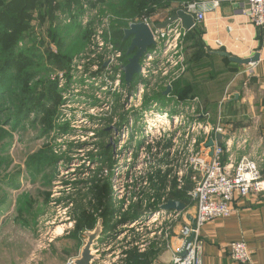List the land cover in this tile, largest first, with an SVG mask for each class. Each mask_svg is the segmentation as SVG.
<instances>
[{
  "label": "rangeland",
  "instance_id": "obj_1",
  "mask_svg": "<svg viewBox=\"0 0 264 264\" xmlns=\"http://www.w3.org/2000/svg\"><path fill=\"white\" fill-rule=\"evenodd\" d=\"M57 1L61 3L67 0ZM71 1L74 3L75 0ZM139 1L116 0L112 3H93L92 12L94 11L95 15L88 27L79 25L83 30L81 34L65 32V29H62L63 33L60 37L69 36V41L63 48V52L70 55L71 60L63 69H59L55 65L49 66V72L45 77L38 76L30 84V86H34L39 81H43L55 85L56 94L59 97L58 102L49 107L53 112L50 117L43 118L41 115L37 119L36 113L33 112L28 114L27 119L23 120L18 127H14L12 124L2 126L3 120H1L0 264H68V261L73 259L69 258L71 252L77 247L73 236L76 233L75 222L79 219V213H76L79 200L81 199V204L84 207L90 209V203H95L93 190L96 186L108 184L111 189L110 170L115 165L113 161L115 156L113 142L115 141H112L115 137L112 132L116 127L115 123L123 118L121 116L123 114V99L121 95H102L94 88H84L81 78L74 80L70 77L71 68L80 55L84 56L86 61L89 60L83 65L84 74L92 73L91 69L94 66L108 64L109 59L118 53L121 55L120 59L114 62L111 67L117 69L121 65H127L131 57L126 56L130 40L128 44L125 43L124 48H121L116 44L115 38L119 31L125 30L130 23H137L144 18L142 12L147 9L138 8ZM156 1L165 2L166 0ZM144 2L148 5V0H144L142 3ZM122 6L128 7L123 11V14L118 11ZM179 8L180 1L178 0H171L168 9L159 6V9L150 15L152 30L156 29L155 21L163 18L162 13H166L167 10L177 11ZM44 11L46 13L47 9ZM75 11L79 12L77 4ZM134 12L136 18L132 15L127 16ZM67 13L69 11L65 7L55 11V20H60V17ZM101 21L102 24H100ZM51 22L48 15L45 23L42 24L39 12L33 11L28 31L30 37H35L34 39L37 41L34 43L27 40L29 42L27 46L35 47L36 43L38 46L42 39L46 41V44L40 52L47 53L49 52L47 49L50 47V54L57 56L59 49L51 38ZM73 24L62 25L66 27ZM74 28L75 30L79 29L77 26ZM99 28L104 31L101 40L106 47L100 52L92 49L96 42L94 36ZM25 43L27 42H22V44ZM180 44L181 67L171 68L165 64V68L157 70V75L147 89L146 96L149 98L159 94L166 96L164 93L170 86L172 89L171 99L159 101V104L172 108L176 103V94L178 93L176 89L180 91L182 86L189 83L196 86L197 91L195 89L188 98L195 99L198 106L194 103L188 107L197 109L201 105L205 110L206 107L203 105L205 86L214 88L215 92L220 91L225 86V81L220 80V77L226 73L225 66L215 62L216 59L208 57H204V61H195L194 54L199 52L198 49H201V45L200 43L196 44V41L189 40L187 34L180 39ZM46 59L48 60V56ZM56 72L68 74L65 83H63L66 86L65 89L59 87ZM76 76L81 77L82 74L77 73ZM138 81L139 76L136 75L133 82L136 84ZM40 87L42 89V86ZM71 87L79 92V96L95 101V107L93 105L84 106L81 100L78 105L69 103V99L65 101V97L67 98L71 93ZM177 100L180 99L177 98ZM93 109L97 110L91 112ZM168 114L173 115V112L168 111ZM210 116L212 118V115ZM3 129L7 132V137L2 132ZM88 129H90L89 132H87ZM164 130H161L163 134L170 132L168 127H164ZM245 152L246 150L236 151L234 154L236 161H240L241 157L245 156ZM42 155L48 156V160L38 173L35 169H31L30 165L36 158L42 159ZM174 157H178V154ZM141 160L147 162L149 159L146 155H141ZM158 174V178H160V173ZM57 186L61 188L59 196H55ZM68 191L73 194L68 195ZM46 195L49 196L46 197ZM73 198H75L73 208L69 209L68 205H62L66 200ZM56 217H58L57 223L52 225ZM66 218H71V222L63 221ZM71 223H73L72 228L69 227ZM54 231L56 235L60 236L50 243Z\"/></svg>",
  "mask_w": 264,
  "mask_h": 264
},
{
  "label": "built area",
  "instance_id": "obj_2",
  "mask_svg": "<svg viewBox=\"0 0 264 264\" xmlns=\"http://www.w3.org/2000/svg\"><path fill=\"white\" fill-rule=\"evenodd\" d=\"M224 1L243 2L244 14L254 27L264 33V0ZM220 4V0H213L211 3L201 0L185 1L180 7L194 17L196 26L204 22L207 11L217 9ZM93 6L91 0H81L78 5L79 12H76L73 6L69 13L60 17V20L63 24L77 23L81 27H88L95 15L94 11L92 12ZM151 21L150 17H144L140 22L151 28ZM102 23L101 21L100 24ZM188 32L181 21L168 26L166 30L153 31L156 46L149 49L141 59L139 81L136 84L133 79L127 86L122 65L117 69L111 67L120 59L119 53L109 59L108 64L94 66L91 69L92 73L88 74L83 73V65L89 60L86 61L85 57L80 55L73 63L70 75L74 80L81 78L86 89L94 88L102 95H121L123 99L121 115L123 118L115 123L116 127L112 132L115 137L112 140L115 141L113 142L115 165L110 170L111 199L115 209H120L115 215L117 221L120 222L122 217L137 206L140 207L142 216L133 222L118 224L116 229L122 226L130 240L134 239L135 235L142 236L145 230L151 231L150 240H156L157 246L161 249H169L172 227L182 215L177 211L163 210L162 207L170 201L173 184L176 185V190L180 191L187 184L192 186L187 197L196 208V217L192 223L188 222L182 227L180 232L182 247L170 264H200L202 228L217 219L233 216L235 205L242 200L264 194L261 161L250 157L236 161L232 154L233 140L226 139L227 129L221 121L212 122L211 116L201 105L197 109L188 107L196 102L195 99L187 103L175 101L174 107L167 108L161 106L159 101H155L154 96L150 98L146 96L157 70L165 68V64L171 68L181 67L180 39ZM103 35L104 31L99 28L94 36L96 39L92 48L94 51L100 52L106 48L101 40ZM77 73H81L82 76L77 77ZM56 76L59 87L65 89L63 83L68 74L56 72ZM70 91L65 101L69 99V103L78 105L81 100L82 105L95 107V101L79 96L74 87H71ZM166 96L171 99V95ZM96 110L93 109L91 112ZM168 111H172L173 115L168 114ZM163 116L167 119H163ZM164 127H168L170 132L163 134L161 130L165 131ZM89 131L90 129L87 132ZM219 136L222 137L221 142L218 140ZM211 142L213 147L209 146ZM176 154L178 157H174ZM141 155H146L149 160L143 162ZM161 179H164V186ZM160 187L162 189L159 191ZM60 192L61 188L58 187L55 196H59ZM67 193L73 194L70 191ZM74 202L75 198L61 204L68 205L70 209L74 207ZM57 220L58 217L52 225L56 224ZM63 221L70 223L71 218ZM72 225L73 223L69 224V227L72 228ZM59 236L54 231L50 243ZM121 237L114 234L103 247L95 244L93 254L98 257L93 264H122L124 255L117 243L121 242ZM146 238L144 236L143 240ZM135 247L141 250L143 241L136 242ZM251 255L250 249L243 241L230 246V257L235 263L250 264ZM73 259H70L68 264H73Z\"/></svg>",
  "mask_w": 264,
  "mask_h": 264
},
{
  "label": "crops",
  "instance_id": "obj_3",
  "mask_svg": "<svg viewBox=\"0 0 264 264\" xmlns=\"http://www.w3.org/2000/svg\"><path fill=\"white\" fill-rule=\"evenodd\" d=\"M201 1L211 3L213 0ZM220 2L217 9L206 12L204 22L198 27L202 29L200 48L203 49L205 58L216 59L215 62L225 66L226 73L220 77V80L225 81V86L220 91L216 90L217 92L214 88L205 86L203 105L206 107L205 111L212 115V122L220 120L227 129L226 139L233 140L232 154L246 150L245 156L241 159L257 158L261 161L260 167L264 176V33L254 27L244 14L243 2L232 3L224 0ZM172 12L167 10L166 13H162L163 18L155 21V27L165 23L172 16ZM217 52H225L239 59H251L259 54L260 60L257 63L240 66L219 56ZM205 58L203 57L201 61ZM182 88L187 93L191 92L190 95H192L196 86L188 83ZM227 160L228 157L225 158V162ZM161 189L162 187L158 190ZM136 208L127 213L123 224L133 222L142 216L140 209ZM80 211V206L77 205L78 216L81 214ZM180 213L181 219L172 227L169 249H161L157 246L156 240H150L151 231L148 230H145L142 236L135 235L134 239L130 240L122 226L116 230L113 229V226L119 223L116 219L110 221L107 229L104 227L102 239L96 243V246L103 247L114 234L121 235V242L117 243L123 252L122 255L126 256V258L123 256L122 264H126L130 256L134 254L143 256L144 259L141 261L145 264H170L174 255L182 247L181 229L186 223L193 222L196 217V208L185 206ZM99 220L102 219L99 218ZM85 231L87 230L74 234L77 247L71 252L69 258L79 257L84 245ZM144 236L147 237L146 240H143ZM201 239L203 246L199 257L200 264H238L230 257V246L241 241L251 251L250 264H264V194L237 203L233 216L217 219L205 225L201 230ZM142 241L143 247L139 250L135 244ZM131 262L132 259H130Z\"/></svg>",
  "mask_w": 264,
  "mask_h": 264
},
{
  "label": "trees",
  "instance_id": "obj_4",
  "mask_svg": "<svg viewBox=\"0 0 264 264\" xmlns=\"http://www.w3.org/2000/svg\"><path fill=\"white\" fill-rule=\"evenodd\" d=\"M80 1L81 0H75L74 3L78 6ZM91 1L92 3H112L116 0ZM143 1L144 0H140V5L137 6L138 8L143 7V9H147L145 12H142V17H150L152 13L159 9V6L168 9L171 2V0H166L165 2H161L160 0V2H157L156 0H148L147 5L146 2L142 3ZM178 1H180L181 5L182 2L187 0ZM190 1L193 2V0ZM72 2L73 1L71 0L61 3L57 0H0V122L3 120V123H1L2 126L12 124L14 127H18L23 120L27 119L28 114L33 112L36 113L37 119L40 118L41 115H43V118H46L53 114L49 107L51 104H56L59 97V95L56 94L57 91L55 85L49 82H47V84L43 81H39L34 86H30V84L31 81H34L38 76L45 77L49 72V66L53 67L55 65L57 68L63 69L71 60V56L66 55L63 52V48L67 46L66 44L69 41V36L60 37L63 33L62 29H65V32L68 31L76 34H81L83 30L76 23H72L73 25L66 27L64 25L67 24L62 25L63 22L61 20H55V11L65 7V9L70 12L73 6L76 5ZM46 9L47 11L45 13L44 10ZM127 9L128 7L124 8L122 6L121 10L118 11L123 14V11ZM179 9H181V7ZM33 11L39 12V19L42 24L45 23L48 15L50 16L52 20L51 38L59 49V54L57 56L50 54V47L47 49L49 52L44 54L43 52H40L42 51L41 48H44L46 44V41L42 39L38 46L37 43L35 44V47L30 48L27 46L29 43L27 40L34 43L37 41L34 39L35 37H30L28 31ZM135 12L127 14V16L132 15L136 18ZM175 12L176 10L173 11L171 15ZM198 25L199 24H196L195 28L187 33V36L189 40L196 41V44L200 43V45H202V29L199 28ZM75 26L79 29L76 28L75 30ZM115 39L116 44L121 48H124L125 43L127 42L128 44L129 42V40L124 41V30H120ZM22 42L27 43L22 44ZM202 50L203 49H198L199 52L194 54L195 61H200L205 57ZM47 56L48 60L46 59ZM40 86H42V89ZM176 90V92H178L176 96L180 99L177 100L176 98L175 100L172 97L176 102L187 103L193 99L188 98L190 97L191 92L187 93L182 88L180 91L178 89ZM171 93L168 95H172ZM164 99L170 100L167 96H162L161 94L154 97L155 101H162ZM33 123L34 121L32 124ZM2 132L7 137V132L4 129ZM47 160L48 156L45 157L42 155V159L36 158L33 163H31L30 168H33L40 173L41 168L46 164ZM161 182L164 184V179H161ZM191 189L192 186L187 184L183 190H176V185L173 184V190L169 198L170 200L180 202L185 206H194L187 197V194ZM48 196L49 195H46V197ZM93 196L95 203H90V209H87L81 204V199L78 202L79 204H77L80 206L81 214L76 222V234L82 233L84 230H93L99 218L104 221V227L107 229L110 221L115 219L116 213L120 210L115 209L114 202L111 199L110 185L96 186L93 190ZM133 209L134 207L132 210ZM136 209H140V207L137 206ZM125 221L126 217H122V220L118 224H123ZM116 227L117 225H114L113 229H116ZM130 259H132L131 263ZM141 259H144L143 256L134 254L130 256L126 264H145Z\"/></svg>",
  "mask_w": 264,
  "mask_h": 264
},
{
  "label": "water",
  "instance_id": "obj_5",
  "mask_svg": "<svg viewBox=\"0 0 264 264\" xmlns=\"http://www.w3.org/2000/svg\"><path fill=\"white\" fill-rule=\"evenodd\" d=\"M181 21L185 30L192 31L195 28V19L192 15L187 14L184 10H177L165 23L160 24L156 29L166 30L168 26ZM130 40V45L127 49L126 56L129 57L127 65L123 66L125 75V82L127 86L131 84L134 77L140 73V61L149 49L156 46L154 34L152 29L144 22L132 23L127 29L124 30V41ZM221 57L227 58L231 63L236 65H249L257 63L260 60L259 54L251 59H239L225 52H217ZM171 93V88H168L164 95ZM218 140L221 142L222 137L219 136ZM221 145V143H219ZM213 147V143L209 144ZM163 210H173L181 212L185 206L180 202L170 200L163 207ZM104 233V221L99 220L93 230H87L83 233L84 245L81 249L78 258L73 259V264H93V261L98 257L93 254V246L102 239Z\"/></svg>",
  "mask_w": 264,
  "mask_h": 264
},
{
  "label": "bare ground",
  "instance_id": "obj_6",
  "mask_svg": "<svg viewBox=\"0 0 264 264\" xmlns=\"http://www.w3.org/2000/svg\"><path fill=\"white\" fill-rule=\"evenodd\" d=\"M140 94H141V92H140ZM162 118H163V119H167L166 116H163ZM159 121H161V120H158V122H159ZM57 187H59V186H57Z\"/></svg>",
  "mask_w": 264,
  "mask_h": 264
}]
</instances>
